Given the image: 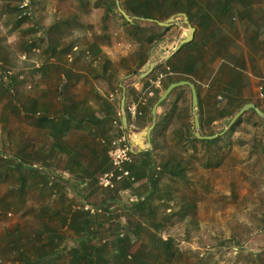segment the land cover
Segmentation results:
<instances>
[{"label": "trees", "instance_id": "obj_1", "mask_svg": "<svg viewBox=\"0 0 264 264\" xmlns=\"http://www.w3.org/2000/svg\"><path fill=\"white\" fill-rule=\"evenodd\" d=\"M76 1L84 11H103L107 19L105 26H108V19H112L132 44V52L113 63L99 43L72 41V29L78 23L60 15L56 0H0V13L8 37L23 34L22 28L29 23L33 24L27 29L30 34L42 32L39 39L32 35L31 39L21 42V53L31 56L38 45L43 54L50 53L51 58L59 56L56 64H43L36 71L41 72V80L32 81L27 87L15 77H4L3 73L10 71L13 61L8 59L9 52H5L4 43L8 37H0V182L8 184L11 192H19V204L26 206L29 201L34 204L31 211L24 207L25 212L17 214L14 226L1 235L0 264H190V259L164 233L176 220L183 221L194 214L196 203L188 200L187 192L175 195L171 183H190L188 174L192 162L199 163V159L208 154L221 164L224 153L230 155L234 151L236 140L240 145H246L243 140L251 129H254L251 130L254 136L251 141L257 143V146L254 144L256 154L263 159L264 121L255 111L245 112L224 135L214 140H200L195 136L191 115L189 128L192 131L181 133L187 136V145L183 136L176 138V145L186 154L171 151L168 159L155 165L153 157L159 146L158 137L168 127L166 116L161 117L151 138L153 152L130 153L133 163L117 168L110 151L127 145L125 138L120 139V133L125 132L120 99L110 102L93 82L105 83L104 89L110 88L107 94L121 90V80L137 74L149 62L156 45L174 33V27H161L148 20L166 22L175 15L187 14L197 36L156 69L155 73L166 75L162 82L163 92L157 91L145 106L139 105L136 124L152 126V110L162 93L172 83L186 81L197 89L201 130L210 136L208 132L217 129L216 121L230 120L242 109V104L235 105L237 101L233 97H229L226 105L216 99L218 109L214 112H210V108L204 109L203 91L197 82H205V79L215 82L214 65L225 55L215 53L216 49H211V45L217 36H225L227 31L236 29L232 1L119 0L121 8L137 18L133 24L118 11L116 0ZM235 1L238 8L246 12L251 7L246 6L244 0ZM47 13L50 24L45 30L40 24ZM200 34L205 39L198 38ZM225 42L218 40L219 45ZM192 45L199 48L188 53ZM66 53L74 56L70 64L63 60ZM207 57L211 68L207 67ZM83 63L88 64L84 70L80 69ZM76 79L86 80L89 87L86 94L78 91ZM180 90L179 95L175 89L168 97V100H174L168 110L170 116L178 109L175 96L180 98L187 93L192 96L190 87H180ZM130 94L138 97L136 100L141 97L135 88L127 91V95ZM191 101L192 97L188 102ZM14 117L28 124L33 132L22 130L18 135L17 129L10 130L6 133V142L1 133L11 126L10 119ZM206 124L209 130H205ZM225 129L224 126L220 133ZM162 146L168 148L171 143L165 138ZM220 164L212 162L203 166L214 169ZM110 172L116 174L113 186L101 187L100 178ZM139 183L144 187L138 189ZM71 186L75 191L73 197L69 195ZM128 191H134L136 197L131 204L126 197L124 200ZM88 206L91 207L85 210ZM8 209L9 206L0 205V211ZM26 212L27 216L37 220L33 229L24 226L28 224L23 216ZM229 238L235 243L236 256L245 240L237 243L235 237ZM69 241L77 246L72 247ZM221 245H227V241ZM243 253L249 264H264V249L260 253L251 254L245 250ZM201 260L202 257L200 263Z\"/></svg>", "mask_w": 264, "mask_h": 264}, {"label": "rangeland", "instance_id": "obj_2", "mask_svg": "<svg viewBox=\"0 0 264 264\" xmlns=\"http://www.w3.org/2000/svg\"><path fill=\"white\" fill-rule=\"evenodd\" d=\"M56 2V7L60 10V15L66 16L67 19H72L73 21L76 20L78 23L76 27L75 25L73 26V38H70L72 41H89L99 43L102 49L111 58L113 63H117L122 57H126L132 52V44L126 39V37H124L121 30L115 26L112 19H108V26H105V21H107V19L104 18L105 14L103 11H84L78 6V2L76 0H56ZM59 2L60 4L58 5ZM1 14L2 13H0V37H8L4 18ZM79 14L80 19L78 18ZM76 17L78 19H76ZM236 18L237 17H235L234 19ZM49 24L50 18L47 13L44 15V20L43 22H41L40 26L46 30ZM32 25V23L26 24L22 28L23 34H13L11 37H8L7 42L4 43V46H6L5 52H9V54L7 55L10 58L8 59L13 61L12 65L10 66V71L3 73L4 77L7 79H12L15 77L19 81L25 82L27 87L31 86L32 81L33 83H35L41 80V72L36 71H38L41 66H43V64L45 66L49 64H56L57 59L59 58V56H52L51 58L50 53L43 54L38 45L33 51L34 54L31 56L29 54H23L19 51V44L26 41V39H31L32 35H34L30 34L27 30L30 29ZM173 27L175 28L173 35L169 36L166 41L156 45L151 53L149 62L154 60L155 62H158L160 66L165 64L166 62L163 63V60L166 58V56L170 55L174 50H176V48L180 45L181 40L184 39L189 33L186 31L187 34H180L181 31L184 30L183 26ZM41 33L42 32L35 34L34 39H39L41 37ZM243 44L244 42H241L240 40L238 49L244 54L243 59L245 57V60L247 62V53L244 49ZM198 48L199 47L197 45H192L189 48L190 50H188V53L195 51ZM163 51H165V54H163ZM71 57H74L72 53H66L63 56V60L70 64ZM87 65V63H83L80 69L84 70L85 66ZM245 69V73L236 70V72L240 73V77L244 81H246L247 65H245ZM155 71L153 72L154 74L152 73L147 78V81L146 79L143 81L138 80V83L129 84L127 87V91L131 90L132 88L139 89L137 91L141 93V97H143L142 93L153 91L154 88L151 86V82L161 77V75L163 82L166 77L165 73H155ZM85 81L86 80L84 79H80L79 81L76 79L78 91H81L84 94L88 92L89 88ZM98 84L99 83L93 82L94 86L99 87V89L101 88V93L107 99L111 100V96L116 95L115 99L111 100L110 102H115L116 100L120 99L121 111V101L123 99L124 91L122 89H119L107 94V92L110 91V88L104 89V87H106L105 83L101 85ZM143 88H145V90H143ZM29 89L30 88H27V90ZM176 91V95H179L181 93L180 88H177ZM212 93L213 92L211 91V89L207 90V88L205 89V96L201 92V98L205 99V101L209 102L210 104L208 105L206 103L205 109L210 108V112H214V110L218 109L216 107L217 98H212ZM141 97L136 100L138 97L136 98L135 95L130 94V99L127 96V105L129 100L134 99V102L137 104L138 108L140 104L145 106L149 98L147 99V101L143 100L141 102ZM191 97L188 93L187 95H184L180 98L175 96V98L177 99L175 102L178 109L172 116H170V114L168 115V110L173 105V99H167L166 103L158 109L157 122L159 119H161V117L166 116L168 127L158 137L157 142L159 143V146L157 148V152L154 154L155 157H153L155 165H159L160 163L168 159L171 151H176L180 154L184 153V149L176 145V138H178V136H183L181 134L182 131H192V128H189L192 120L191 117L193 116L192 101L188 102ZM207 116L204 117V121L206 120ZM10 121L11 126L8 127L7 130H3V132L1 133L3 134L6 142L8 138V135L6 133L10 130L15 131L17 129L18 135L22 130H29V132H33V129H31V127L29 129L28 124L22 122L18 117L11 118ZM138 124H136L137 128L141 127V129L139 130H142V134L146 133V135L145 139L143 140L144 149L142 150V148H137L138 150H141V152L139 151L137 153L140 154L143 151V153H152L154 150V144L152 143V139L151 143H149L147 139V129H149L151 126L145 127L142 126L143 123ZM215 125L217 129L216 131L210 130L208 132L211 133L210 136H212V134L214 133L219 134L225 126V122L216 121ZM122 127L125 132L120 133V139H126L129 135L133 137V139H135V135L141 134L140 131L131 130L130 128L126 130V128H124V125H122ZM209 129L210 128H208L206 124L205 130ZM251 130L254 131V129ZM251 130L247 133V138L243 140V144L246 145L242 146L240 145L241 143L237 142L236 140V143L233 144L234 151H232L230 155L224 153V156L222 157H224L225 159H221V164L220 160L216 162L215 159L211 158V154H208V156H206L204 159H199V163L197 161L192 162V170L190 174H188L190 177V183H171L175 188V195H185V193L187 192L188 200L194 201L196 203L194 214L191 213L183 221L176 220V222L168 226V230L166 231V233H164L165 237H171L174 240L176 247L184 253V256L187 259H190V264H249L247 258L243 257V250L254 254L260 253L264 249V225H261L264 222V168L261 165V163L264 161V157L263 159H260L256 154L257 147H255L254 144L257 146V143L251 141L254 137L251 133ZM201 133L203 136H207L205 133V135L203 134L202 130ZM183 137L185 144L187 145L188 138L187 136ZM32 138H35V135L31 137V139ZM165 138H167L171 143V146H169L168 148L162 146L163 139ZM250 142L253 143V146ZM137 144L136 147H138ZM225 152L229 153V151ZM184 154H186V152ZM186 156L187 155H184V157ZM212 162H215L216 165L220 164V166L214 169L206 168L203 166L204 163L212 164ZM207 183L209 184V186L207 185ZM137 186L138 189L140 186L144 187L141 183L137 184ZM70 189L72 192H70L69 195L70 197H73L75 191L72 186L70 187ZM127 193L128 194L125 195V197L131 204L136 200L134 191H131V193H129L128 191ZM94 200H98V198ZM19 201V192H11L8 184L0 182V205L3 204L5 206H9V209L7 211H0V237L1 235H3L5 230L11 229V226H14L15 222L18 219L17 214L21 215L25 212L24 207L25 210L28 211H31L33 209L32 207H34V204L30 201L28 204H26V206L22 205L21 202L19 204ZM23 216L25 217V223H28L24 226L33 229V227L36 226L37 220L33 217L27 216V212ZM33 219L34 221L32 222ZM232 236L235 237L237 243H242V241L245 240L244 246L239 248V253L236 256L234 254L235 243L229 241V237ZM224 241H227V245L222 246L221 244ZM69 242V245H71L72 247L77 246V244L74 245L72 243L73 241ZM201 257L203 261L201 260L200 263Z\"/></svg>", "mask_w": 264, "mask_h": 264}, {"label": "crops", "instance_id": "obj_3", "mask_svg": "<svg viewBox=\"0 0 264 264\" xmlns=\"http://www.w3.org/2000/svg\"><path fill=\"white\" fill-rule=\"evenodd\" d=\"M231 1L234 7L235 17H237L234 19L236 21L235 26H237V28L235 30L233 29L227 31V35L225 36H217V38L212 42L211 49H216L215 53L217 52V54L224 53L225 55L214 65V69L216 70L214 79L215 82L212 80L207 81L206 79L205 82L201 80L197 82L200 84V88L203 91L204 96L205 89H211L213 92L212 98L216 97L222 105H226L229 97H233L235 98V101H237L235 105L242 104L243 108L246 105L255 104L264 112V107L257 97L258 88L264 85V0H244L246 6L251 5L247 12L239 9L235 0ZM184 33L187 34V32L182 30L180 34ZM201 34H203V31H201ZM201 34L198 38L200 37L205 39V36ZM196 36L197 31L195 37ZM219 39H224L226 41L225 44L219 45ZM240 40L241 42H244L243 45L247 53V62L245 57L243 59L244 54L238 49ZM208 59L209 58L207 57V67H209ZM245 65H247L246 81L241 79L239 73H245ZM236 70L239 72H236ZM202 101L204 109L206 103L210 105L209 102L205 101V99H202ZM250 111L255 110L251 109ZM139 129H141V127L137 128L136 126L135 130L140 131L141 134L135 135V139H133L130 135L127 137L134 154H138L137 152L139 151L141 152V150H138L137 148H142V150L144 149L143 140L145 139L146 133L142 134V130ZM136 144L138 147H136ZM261 165L264 168V161Z\"/></svg>", "mask_w": 264, "mask_h": 264}, {"label": "water", "instance_id": "obj_4", "mask_svg": "<svg viewBox=\"0 0 264 264\" xmlns=\"http://www.w3.org/2000/svg\"><path fill=\"white\" fill-rule=\"evenodd\" d=\"M118 10L119 12L124 16L126 21L130 24L134 23V20L137 18H133L130 15H128L120 6V1L116 0ZM142 21H147L145 19H142ZM152 23H156L161 27H166V28H171L173 26H183V29L188 33L187 37L181 40L180 45L174 50L170 55H167L166 58L163 60V63L167 62L170 58H172L180 49L182 46L189 44L193 41L195 37V32L196 29L192 26V24L189 21L188 15L187 14H178L170 19H168L166 22H158L155 20H148ZM163 54H165V51H163ZM160 64L158 62H155L154 60L148 62L136 75H130L126 76L123 78L122 82L120 83L121 89L124 91L123 99L121 101V113H122V122L124 125V128L126 130L129 129L128 127V122H127V111H126V105H127V87L129 84H131V79L137 78L139 81H143L147 79L158 67ZM188 86L190 87L192 91V111H193V116H194V126H195V136L197 139L200 140H214L222 135H224L235 123L236 121L245 113L250 111L251 109H254L258 116L264 120V112L259 108V106L255 104H249L244 106L233 118L230 120L225 121V126L226 129L224 132L215 134L212 136H203L201 133V127H200V116L198 113L199 110V100H198V94L197 90L194 84L186 81H181L180 83H172L167 90L161 95L159 101L154 105L153 110H152V117H153V123L152 126L147 129V139L149 143H151V135L152 131L154 130L156 124H157V112L158 109L164 105L172 93L177 88L180 87H185Z\"/></svg>", "mask_w": 264, "mask_h": 264}, {"label": "built area", "instance_id": "obj_5", "mask_svg": "<svg viewBox=\"0 0 264 264\" xmlns=\"http://www.w3.org/2000/svg\"><path fill=\"white\" fill-rule=\"evenodd\" d=\"M161 82H162V75H161V77L157 78L155 81L151 82L152 83L151 86L154 88V90L142 93L143 97H141L140 101L141 102L143 100L147 101L148 98L150 99V98L154 97V95L157 91H162L163 90V84ZM137 90H139V89H137ZM115 96L116 95H112L111 100H114ZM257 97H258L260 103L264 107V85H262L258 88ZM128 98H129V96H128ZM129 101H130V103L127 106V113L130 116V123H131L129 125V128L131 130H135L136 129V121L138 118V107H137V104L134 102V99L133 100L131 99ZM125 141L127 142V145L125 147L117 146L116 148H114L113 150L110 151V156H111L112 162L117 168H121L123 166V164H125V163H127V164L133 163V159L130 156V153L134 154V151L132 150V147L129 144L128 138H126ZM114 145H116V144H114ZM115 175L116 174L114 172L104 174L100 178V185L104 188L112 187L113 186V180H114V178H116ZM90 207L89 206L86 207L85 210H88ZM235 253H236V251H235Z\"/></svg>", "mask_w": 264, "mask_h": 264}, {"label": "bare ground", "instance_id": "obj_6", "mask_svg": "<svg viewBox=\"0 0 264 264\" xmlns=\"http://www.w3.org/2000/svg\"><path fill=\"white\" fill-rule=\"evenodd\" d=\"M184 31V30H183ZM184 32H186V31H184ZM139 81L137 80V78H133V79H131V82L130 83H138Z\"/></svg>", "mask_w": 264, "mask_h": 264}]
</instances>
